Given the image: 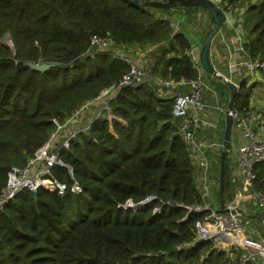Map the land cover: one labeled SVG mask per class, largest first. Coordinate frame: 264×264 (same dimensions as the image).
<instances>
[{"label":"trees","instance_id":"obj_1","mask_svg":"<svg viewBox=\"0 0 264 264\" xmlns=\"http://www.w3.org/2000/svg\"><path fill=\"white\" fill-rule=\"evenodd\" d=\"M156 10L125 0H0V198L12 167H24L56 131L54 120L64 123L129 72L131 64L114 57L118 47L163 44L146 70L166 81L196 77L189 41ZM245 17V49L264 61V0ZM94 35H109L116 47L87 54ZM27 62L55 66L40 72ZM158 87L123 88L110 113L57 150L63 164H53L47 177L65 184L63 193L41 186L3 205L0 264H238L244 250L216 240L178 248L194 240L204 217L187 207L205 203L172 114L175 98L159 97ZM249 97L243 86L234 107L246 112ZM224 172L227 201L234 196L226 162ZM254 172L264 195V163ZM148 196L156 199L125 206Z\"/></svg>","mask_w":264,"mask_h":264},{"label":"built area","instance_id":"obj_2","mask_svg":"<svg viewBox=\"0 0 264 264\" xmlns=\"http://www.w3.org/2000/svg\"><path fill=\"white\" fill-rule=\"evenodd\" d=\"M209 1L214 2L225 13L226 0ZM114 47L116 46L109 35H94L91 38L90 48L87 54L93 55L94 50H109ZM189 56L191 57L194 67H197L199 62L193 50H190ZM114 57L126 60L121 53L116 51ZM258 70L264 72V61L255 60L251 62L250 71L255 73ZM198 72L201 73L199 69ZM201 74L192 79H183L177 84L174 81L157 79L152 76L145 67L131 64L129 72L126 73L118 83L103 89L93 101L83 104V106L71 117L67 118L64 123H59L57 120H54L57 129L51 135V138L44 145L39 154L36 157L29 158L24 167H12L10 170L7 186L3 190L0 198V209L6 202L13 199L14 196L22 190L36 192L39 187L44 186L57 189L60 193H63L66 189V185L47 177L50 174V167L53 164H63L57 150L66 146L78 133L88 131L91 124L99 116L107 114V112L110 113L111 101L116 98L123 88H136L151 82L169 91L174 90L177 85L187 88L186 90L188 91L186 92H177L175 90V102L172 114L176 120H180V123H178V134L188 146L193 161L203 171L207 172L209 170V159L207 158L203 145L198 141L197 134L195 133L201 121L200 110L203 108V88L205 83ZM94 104H98L100 107L98 115L90 119L88 124L75 127L74 125L79 124V119L88 112ZM232 114L238 126L241 127L247 141L246 145L237 150L239 155L238 168L243 178V183L237 189L236 195L229 200V202L225 203L227 210L209 204L187 207L189 212L195 211L204 213V217L202 221H197L195 224L194 240L190 243L181 244L178 248L188 249L194 246L198 241L216 240L222 246L227 244L243 249L244 252L239 256L237 263L249 264L258 262L261 257H264V242L252 240L250 235L246 238L243 237L248 226V222L247 224L244 223L246 219L244 203L247 201L253 202L260 214L264 215V195L259 194L254 188V182L256 180V174L254 172L255 165L264 163V115L260 117L259 122L253 124L239 109H233ZM61 134L64 136L60 140L59 135ZM56 145H58V148ZM55 148H57L56 151ZM72 190L79 192L81 188L77 184H74ZM247 193L250 195L247 196ZM207 194V190L204 194L201 193L202 197ZM155 199V196H148L139 203H134L129 200L126 202L125 206L137 209ZM160 202H162L163 205H178V203L164 202L162 200H160ZM184 220L185 219H183V221ZM244 224H246V226Z\"/></svg>","mask_w":264,"mask_h":264},{"label":"crops","instance_id":"obj_3","mask_svg":"<svg viewBox=\"0 0 264 264\" xmlns=\"http://www.w3.org/2000/svg\"><path fill=\"white\" fill-rule=\"evenodd\" d=\"M259 1L260 0H236L235 2H232V4L229 3V1H226V22L213 39L209 52L210 61L213 67L220 74L224 75L237 86L241 85L239 91L243 88V86L245 89L250 90L248 109L246 112L242 113L244 115L246 114V117L249 118L253 124L259 122L260 117L264 115V72L262 70H258L255 73L250 71L251 62H254L257 59L251 58L245 49V44L247 43V33L245 31L244 20L246 18L245 16L247 14L248 7L250 5L257 4ZM188 7L189 6L177 5L167 9H157V17L162 20L169 21L174 32L182 33L186 37L191 46L190 50H193L194 55L199 62L197 67H194L193 64L192 66L197 72L196 76L202 73L201 75L203 76L205 86L203 88V108L200 110L201 121L197 126L195 133L197 134L198 141L203 145L205 153L209 155V170L205 172L195 164V181L197 188L202 194H204L206 190L208 191V194L203 196L205 205L209 204L220 208L219 177L222 167V154L227 149L224 141L226 130L225 110L230 99V89L219 78L207 73L203 69L200 62L201 50L207 42L214 27L211 13L202 7L200 8L203 10L198 9L197 7L199 6H193L196 7L193 9H189ZM163 47H165V45L157 44V46L146 47L147 49L143 51L142 46H126L117 48L116 52L121 53L129 64H137L145 67L148 66V63L151 61V59H148L149 55L151 56L155 54L156 51L158 52ZM198 69L201 73L198 72ZM175 83L178 84L179 82ZM186 89V87L177 85L174 90L169 91L160 86L158 87L157 95L161 98H175V90L177 92H183ZM210 97L219 98L217 101L219 105L218 107L215 102L208 101V98L210 100ZM221 101L223 103L224 101L226 102V108H224L225 106L221 104ZM99 109L100 107L98 105L95 108L93 107V109H91V116L86 117L85 113L79 119V124H75L74 126L80 127L88 124L90 119L98 115ZM233 109H237V107L235 108L233 105ZM178 123H180L179 119H177V124ZM235 127L240 128L237 125L236 120H234V124L232 126V133L234 132ZM218 133H220L223 137L221 144H219L218 139L216 140L214 138L215 135H218ZM232 133L231 148L223 165H225V162L227 163L230 181L234 184L232 193L233 196H235L237 189L243 183V178L238 168L239 155L237 151L240 147H242V140L239 137L237 139V137H235ZM242 135L244 136L243 132ZM63 136V134L59 135V139L61 140ZM56 146L58 148V145ZM219 147H223L224 150L222 153L218 154L216 152L219 150ZM57 148H55V151ZM234 160L237 161V164H232L230 166L229 161L234 162ZM218 165L219 173L217 176ZM230 168L232 174L230 172ZM231 175L234 176L233 179H231ZM249 195L250 194L247 193V196ZM227 202H229V200L225 201V203ZM244 212L248 213L246 214V220L248 222L246 229L247 235H250L252 240L264 242V215L260 214L254 203L250 201L244 203ZM251 223L253 225H251ZM223 246L226 247V249L231 247L237 250L241 249L227 244ZM261 262L264 264V257L259 259V264H261Z\"/></svg>","mask_w":264,"mask_h":264},{"label":"water","instance_id":"obj_4","mask_svg":"<svg viewBox=\"0 0 264 264\" xmlns=\"http://www.w3.org/2000/svg\"><path fill=\"white\" fill-rule=\"evenodd\" d=\"M129 2L131 5L136 7H152L156 9H167L171 7H175L177 5L182 6H199L202 8L207 9L211 15L212 20L214 22L213 30L203 46L201 53H200V62L203 67V69L209 73L210 75L219 78L222 82H224L230 89V99L228 102V106L225 110L226 112V130H225V136L224 141L226 143L227 149L222 154V167L220 171V203H221V209H226L225 206V200L223 197V184H224V161L226 159L227 153L229 152L231 148V133H232V126L234 124L233 119V105L234 100L239 92V89L241 85L237 86L235 83L227 79L224 75L220 74L212 65L210 61V47L212 44L213 39L217 35V33L222 28L223 24L226 22V15L225 13L212 1L209 0H125ZM8 36V35H7ZM9 38V36H8ZM11 40V39H10ZM27 67H30L33 70H37L40 72H45L55 66V64L50 63H34V62H27L25 63ZM35 193V192H33Z\"/></svg>","mask_w":264,"mask_h":264},{"label":"rangeland","instance_id":"obj_5","mask_svg":"<svg viewBox=\"0 0 264 264\" xmlns=\"http://www.w3.org/2000/svg\"><path fill=\"white\" fill-rule=\"evenodd\" d=\"M189 9H193V8H196V7H193V6H189L188 7ZM198 9H201L200 7H197ZM201 10H203V9H201ZM157 11V10H156ZM5 42H7L10 46H12V42H11V40H10V38H8V36H7V38H6V40H5ZM147 48L145 47V48H143L142 47V50L143 51H145ZM210 93V92H209ZM218 94V93H217ZM218 99L219 98H216V97H210V100H209V98H208V101L210 102V101H213V102H215L217 105V107L219 106L218 105V103H217V101H218ZM221 104L222 105H224L225 107L224 108H226V102L224 101V103L221 101ZM245 116H246V114H245ZM238 125V124H237ZM240 127V126H239ZM241 128V127H240ZM240 128H237V127H235L234 128V132L232 133L235 137H237V139H238V137L242 140L241 142V146H244V145H246L247 144V141H246V138L242 135V130L240 129ZM216 140L218 139L219 140V144H221V142H222V135H220V133H218V135H215V137H214ZM224 149H223V147H219V150L216 152V153H222V151H223ZM229 153H227V155H228ZM207 155V154H206ZM209 157V155H207V158ZM220 157H221V155H220ZM220 159V158H219ZM229 164H230V166L232 165V164H237V161H235L234 160V162H232V161H229ZM235 167V166H234ZM236 168V167H235ZM217 176H218V173H219V165H218V167H217ZM230 172H231V174H232V171H231V168H230ZM233 175H231V179H233ZM231 183H232V186H234V184H233V182L231 181ZM237 186H238V184H237ZM216 196V195H215ZM245 214H248V213H245ZM244 223H246L247 224V220L245 219L244 220ZM246 224H244L245 226H246ZM251 225H253L252 223H251ZM248 235H247V233H244L243 234V237H247ZM259 262V261H258ZM257 263V262H256ZM261 264H263V262H261Z\"/></svg>","mask_w":264,"mask_h":264}]
</instances>
